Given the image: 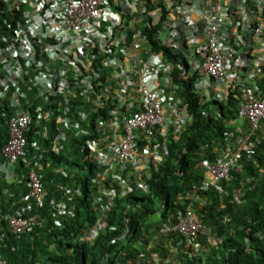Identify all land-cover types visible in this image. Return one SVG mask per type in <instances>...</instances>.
Instances as JSON below:
<instances>
[{
  "label": "trees",
  "instance_id": "trees-1",
  "mask_svg": "<svg viewBox=\"0 0 264 264\" xmlns=\"http://www.w3.org/2000/svg\"><path fill=\"white\" fill-rule=\"evenodd\" d=\"M138 1L140 9L166 11L163 0ZM33 12L29 3L19 12L18 22L29 21ZM142 18L144 28L135 31L148 45L143 59L154 65L157 57L172 66L168 78L178 87L165 112L169 130L153 127L136 133L138 155L161 157L144 170L129 166L123 172L115 162L111 145L119 144V139L110 136L122 130V119L135 109L133 102L113 100L103 92L114 82L111 77L115 82L117 77L102 66L98 69L90 58L103 59L100 48L93 49V55L69 60L75 38L64 32L49 37L45 45L38 38L20 41L18 59H3L0 158L10 120L24 113L30 116L25 151L13 162L15 182L8 186L0 181V235L7 264H264V121L254 131L240 116L246 99L243 85H232L224 93L214 85L201 100L194 90L203 84L202 72L196 69V62L203 60L198 54L191 58L186 45L172 52L168 43L155 39L151 16L145 13ZM248 38L235 46V56L250 64L253 33ZM88 46L80 44L75 51L86 52ZM116 59L126 61L122 56ZM90 66L91 72L86 70ZM249 71L246 74L264 89V65L260 73ZM165 75L153 76L151 85L169 93L163 85ZM46 79L49 85L44 84ZM243 142L230 179L206 188L204 165H214L230 151L233 155ZM96 145L104 161L96 160L91 150ZM32 169L42 176L40 206L24 201ZM4 188L10 192L6 201L1 199ZM187 211L205 233L189 237L168 232ZM16 212L34 216L39 225L14 235L6 219Z\"/></svg>",
  "mask_w": 264,
  "mask_h": 264
},
{
  "label": "built area",
  "instance_id": "built-area-1",
  "mask_svg": "<svg viewBox=\"0 0 264 264\" xmlns=\"http://www.w3.org/2000/svg\"><path fill=\"white\" fill-rule=\"evenodd\" d=\"M155 1L153 0L152 4H156ZM127 2L129 8L131 6V10L128 9L130 12L127 10ZM136 2L140 1L0 0V65L4 62L3 59H18L16 51L21 46L20 41L28 42L38 38V42L45 45L49 37L53 38L54 35L64 32L75 38V46L67 54L69 60L79 56L85 57L87 54L93 55V49L100 48V54H103L101 56L104 58H90L98 69L102 66L117 77L116 82L115 78L111 77L115 84L109 83L103 92L107 93V98H120L123 103L133 102L132 107L135 109L130 117L122 119V130L110 136L119 139V144L111 145L115 148V162L123 172L129 166L131 170H144L150 166L151 160L161 161V157L158 154H153L152 157L138 155L136 133L153 127H161L163 132L168 131L166 108H169L178 94V87L168 78L173 67L162 62L161 58L157 60V57H153V65L151 60L146 61L142 57L149 53L148 45L135 28H144L142 23L145 19L142 16L146 13L152 18L151 24L157 28H153L157 41L168 43L174 53L186 45L191 52V58L198 54L203 60L202 63L196 62V69L201 70L203 78V84L197 87L199 94L209 96V90L214 85L219 92L224 93L232 85L243 84L246 99L241 103L240 116L249 121L254 131L259 130L264 121V90L261 92L257 83L246 72L250 70L251 73H260L261 64L264 65V0H163L161 2L166 8L164 13L160 7L152 11L145 7L140 9ZM29 3L33 5L35 12L31 14L29 21L18 22L19 12ZM46 8L51 11L44 15L43 10ZM140 10L142 13L138 14ZM195 15L197 18H194ZM199 25L202 27L198 28ZM251 33L255 47L251 51L249 64L248 60L235 56V46H241L248 41ZM83 43H87L90 49L86 52H83V49L75 51ZM120 56L126 59L124 63L116 59ZM179 68L183 69L180 65ZM86 70L93 71L91 66ZM157 74L167 75L163 85L171 92L166 93L165 88L151 85L152 77ZM134 75L139 80H135ZM221 81L224 86L219 87ZM44 84L49 85L48 79ZM47 92L51 90L48 89ZM180 121L181 119L176 121L173 126L176 130L180 128ZM29 123L28 113L10 120L9 139L1 154L7 163L15 162L24 153L27 145L25 134ZM245 145L246 142L241 143L239 150H234L233 155H230L232 151L224 154L214 165H204L207 175L204 184L206 188L216 187L230 179V170L235 166ZM96 149L97 145L91 146V150ZM98 158L103 159L104 154H99ZM41 181L42 176L34 169L31 170L30 191L25 195L24 201L42 205ZM62 205L64 206V203ZM7 224L12 233L20 235L37 228L39 221L34 216H25L18 212L7 216ZM168 232L195 237L205 233V230L194 214L187 211L180 222ZM1 252L0 242V264H5Z\"/></svg>",
  "mask_w": 264,
  "mask_h": 264
},
{
  "label": "crops",
  "instance_id": "crops-1",
  "mask_svg": "<svg viewBox=\"0 0 264 264\" xmlns=\"http://www.w3.org/2000/svg\"><path fill=\"white\" fill-rule=\"evenodd\" d=\"M194 18H197L195 15ZM207 176V175H206ZM0 181L11 186L15 182V167L13 164H7V162H0ZM1 199L4 201L10 197V192L7 188H4ZM17 213V212H16Z\"/></svg>",
  "mask_w": 264,
  "mask_h": 264
},
{
  "label": "clouds",
  "instance_id": "clouds-1",
  "mask_svg": "<svg viewBox=\"0 0 264 264\" xmlns=\"http://www.w3.org/2000/svg\"><path fill=\"white\" fill-rule=\"evenodd\" d=\"M254 81H255V79H254ZM256 83H257V86L259 87V89H260V91L261 92H263V90L264 89H262L259 85H258V82L257 81H255ZM241 85H243V84H241ZM198 88H199V86H198ZM200 97H201V100H203L204 99V95L203 94H199L198 93V91H197V87H195V90H194ZM93 151V154H95V157H96V160L97 159H99V160H101V161H104V158L103 159H100V158H98V156H99V154H101L102 153V151L101 150H92ZM4 160L5 159H3V157L1 156V158H0V162L1 161H3L4 162ZM6 162V161H5ZM7 164H9V163H7ZM11 164V163H10ZM13 164V163H12ZM33 170V169H32ZM38 173V172H37ZM207 180V179H206ZM43 189V188H42ZM42 203H43V200H42ZM18 213V212H17ZM17 213H14V214H9V215H15V214H17ZM7 220V219H6ZM8 225V224H7ZM8 228H9V226H8ZM36 229V228H35ZM10 230V229H9ZM33 231V230H32ZM11 232V231H10ZM12 233V232H11ZM29 233V232H28ZM14 234V233H13ZM14 235H16V234H14ZM20 235H22V234H20ZM4 239V235L2 234V235H0V242H1V245H2V240ZM1 254H2V252H1ZM2 256V260L5 262V264H7V261H5V259L3 258V254L1 255Z\"/></svg>",
  "mask_w": 264,
  "mask_h": 264
},
{
  "label": "rangeland",
  "instance_id": "rangeland-1",
  "mask_svg": "<svg viewBox=\"0 0 264 264\" xmlns=\"http://www.w3.org/2000/svg\"><path fill=\"white\" fill-rule=\"evenodd\" d=\"M75 160H77V158H75ZM79 161V160H78ZM80 162V161H79Z\"/></svg>",
  "mask_w": 264,
  "mask_h": 264
}]
</instances>
